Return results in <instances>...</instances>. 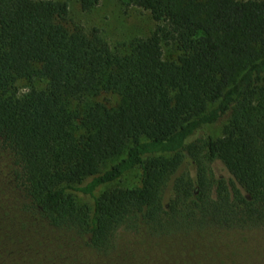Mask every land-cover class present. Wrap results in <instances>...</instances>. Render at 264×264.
Instances as JSON below:
<instances>
[{
	"label": "trees",
	"instance_id": "obj_1",
	"mask_svg": "<svg viewBox=\"0 0 264 264\" xmlns=\"http://www.w3.org/2000/svg\"><path fill=\"white\" fill-rule=\"evenodd\" d=\"M123 4L156 25L121 54L68 27L65 3L0 0V150L27 205L103 255L121 233L264 227V0ZM22 80L45 86L11 93Z\"/></svg>",
	"mask_w": 264,
	"mask_h": 264
},
{
	"label": "rangeland",
	"instance_id": "obj_2",
	"mask_svg": "<svg viewBox=\"0 0 264 264\" xmlns=\"http://www.w3.org/2000/svg\"><path fill=\"white\" fill-rule=\"evenodd\" d=\"M48 1L66 4L68 27L78 26L85 33L96 29L110 48L121 54L127 52L132 40L149 36L156 25L149 12L127 7L123 0H100L88 12L80 9L78 0ZM163 53L168 59L177 56L170 47H163ZM44 86V81L22 80L10 92L22 96L31 87ZM96 100L108 106L118 103V98L112 95ZM219 133L220 124L202 131L213 136ZM138 175V171L130 172L102 189L133 187ZM0 264H264V227L209 228L191 236L166 238L121 233L111 254H99L86 245L83 237L49 227L29 208L14 181L10 155L0 150Z\"/></svg>",
	"mask_w": 264,
	"mask_h": 264
}]
</instances>
